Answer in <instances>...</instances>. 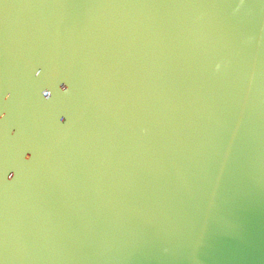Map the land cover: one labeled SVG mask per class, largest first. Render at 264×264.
I'll use <instances>...</instances> for the list:
<instances>
[{"label":"water","instance_id":"95a60500","mask_svg":"<svg viewBox=\"0 0 264 264\" xmlns=\"http://www.w3.org/2000/svg\"><path fill=\"white\" fill-rule=\"evenodd\" d=\"M238 2L0 0L2 264H264V0Z\"/></svg>","mask_w":264,"mask_h":264},{"label":"snow or ice","instance_id":"6c2138e0","mask_svg":"<svg viewBox=\"0 0 264 264\" xmlns=\"http://www.w3.org/2000/svg\"><path fill=\"white\" fill-rule=\"evenodd\" d=\"M237 4L240 7H245L246 6L244 4L243 0H239V2L235 4V6ZM29 6L30 5H27V4H8V3H5L3 5L4 9H7L9 7H29ZM43 71H44V69L42 67H40L39 65H36L33 68V75L39 76ZM61 83H66L68 85V88H66L65 90L61 91L60 90V87H59V85ZM45 88H47V87H45ZM45 88H42V89H45ZM42 89H40V93H39L40 96H41V98H42V100H44L46 102H53L54 103L55 100H56V98H58L61 95H67L69 93V90H70V82H68L66 80H59V82L56 84V87H55L54 90H50L49 88H47L50 91H49V94L47 95L46 98L42 95V92H41ZM11 97H12V91L8 87L7 83L5 82V83L0 84V113H3V116L0 117V120H4L7 117L6 105H7L8 101L11 99ZM56 115H57V118L59 120V117L61 115H65V114L63 113L62 110H57ZM25 152H29L30 153V157H29V159H30L32 153L28 149H24L23 150L22 155H21V159H24V153ZM2 171H3L4 176L6 177L8 171H13V170L8 169V168H4Z\"/></svg>","mask_w":264,"mask_h":264},{"label":"clouds","instance_id":"9594fccd","mask_svg":"<svg viewBox=\"0 0 264 264\" xmlns=\"http://www.w3.org/2000/svg\"><path fill=\"white\" fill-rule=\"evenodd\" d=\"M241 7L237 4L236 6H234V9H233V11H236V10H238V9H240ZM221 67H222V65H221V62H217L215 65H214V68H215V70H220L221 69ZM41 92H42V94H44V95H48L49 94V91L47 90V89H42L41 90ZM3 116V113H0V117H2ZM10 131V133H14V129H10L9 130ZM29 157H30V153L29 152H25L24 153V159L25 160H28L29 159ZM14 172L13 171H8V173H7V176L5 177L7 180H11L13 177H14ZM0 264H2V262H0Z\"/></svg>","mask_w":264,"mask_h":264}]
</instances>
